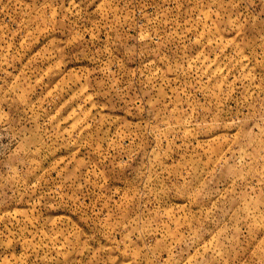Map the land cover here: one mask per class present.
<instances>
[{"label": "rangeland", "instance_id": "obj_1", "mask_svg": "<svg viewBox=\"0 0 264 264\" xmlns=\"http://www.w3.org/2000/svg\"><path fill=\"white\" fill-rule=\"evenodd\" d=\"M0 264H264V0H0Z\"/></svg>", "mask_w": 264, "mask_h": 264}]
</instances>
